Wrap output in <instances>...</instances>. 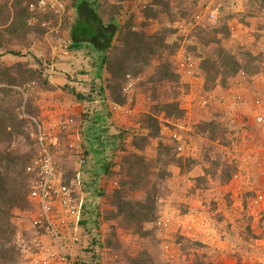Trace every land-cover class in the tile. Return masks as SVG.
<instances>
[{
  "label": "rangeland",
  "instance_id": "obj_1",
  "mask_svg": "<svg viewBox=\"0 0 264 264\" xmlns=\"http://www.w3.org/2000/svg\"><path fill=\"white\" fill-rule=\"evenodd\" d=\"M59 1L64 5V11H41L38 6L39 1L30 5L33 17L30 19V32L24 37L11 34L8 25L0 21V39L3 43L2 48H0V64L11 67L22 63L29 69H38L43 72V75L37 76L34 82L26 83L22 87H14L16 93H13L12 96H6L5 93L0 91V114L2 113L4 116L2 121H6L8 124L16 121L19 125L13 136L0 142V153L10 151L25 154L32 159L34 156L36 158L39 153L36 144L39 127L54 132L60 138V146L55 153L57 177L61 181L70 178L69 184L75 190V197L79 199L81 198L79 195L81 188L79 172L82 166L80 165L79 152L73 151L72 144H76V148L85 144L82 133L78 128L83 126L81 123L86 109L84 104L79 103L76 94L82 90L87 92L88 83L93 80V77L81 69L84 66L81 68L79 65L75 66V70L70 72L71 74L57 69L58 63L56 62L61 60L60 56L64 55V52L69 51V33L76 20V13L71 0ZM100 2L102 6L101 13L106 23L114 16L116 21L123 27L122 29L131 27L134 32H145L146 34L165 31L167 34L166 42L170 46L167 50L161 51L151 58L149 66L139 76V79L134 80L130 76V80L133 79L138 86H134L128 94H125L122 89V94L127 98V103L124 105H119L113 101L109 89L110 78L108 76L110 75L107 72L106 77L104 76L108 93L106 94L107 111L113 115H129L122 127L128 130V138L132 140L136 134L143 133L141 132L140 123L143 117H141L140 122H136L134 119L130 120V115L135 111V107L137 108L138 92L147 96V102L149 101V105L151 104L150 113H157L163 105L179 100L180 106L187 108L185 109L186 121L191 127L190 136L192 135L195 139L196 150L192 153V149H190L191 142H189L188 149L180 154L176 150L175 142L170 137L171 132L176 129L174 125H177L180 121L163 122L160 120L162 124L160 142H163L165 147L162 150L159 149L162 152L158 155V141L151 142L145 152L152 163L151 183L147 190L138 191L132 194V197L137 200H145L147 193H154L158 214H169L174 218V228L168 233L169 240L176 242L182 237L188 244L199 242L204 247V251L199 250L198 253L193 250V253L188 252V256H184L185 259L183 258L184 264H226V261H220L219 257L214 259L219 254L218 251L209 255L213 251L212 247L198 240L203 232L200 225H203L206 221H201L198 224L194 211L184 216V220L179 221L180 227L178 226V217L189 212L185 209L186 207L194 210L205 206L208 217L202 216L201 220H208L210 215L213 214L211 209L217 203L213 200L210 201L211 198L208 195L210 199L207 196L198 195L196 192L194 193L197 196L192 198L190 205L185 203L184 199H187L190 195L187 192H190V188L194 187L189 184L188 180L183 181L182 184L177 182L174 179L173 170H175L179 158H194L198 162L197 165L191 166L185 161V170H190L187 174L191 173L189 176H194L189 178L195 179L203 175L205 169L209 172L210 179L207 188L212 187L211 189L220 187L217 186L220 183L216 184L217 181H212L213 177L211 176L225 178L230 174L232 179L228 184V194L232 191L229 189L230 187L234 188L232 194L239 193L237 200L240 208L234 206V200H230H232V205L236 210L240 209L244 212L241 213L242 218L239 226L235 228L232 224H229V227L226 228L221 226L217 233H221L219 236L223 240L231 237L243 239L245 243L253 242L257 248L250 247V250L253 251L252 254L261 255L260 259L263 261L258 263V259L257 262L252 263L251 260L249 262L250 264H264V242L255 244L258 240L264 239V205L261 211H258V214H251L248 210H243V208L245 209V203H248V199L251 198L249 190L264 189V127L256 121L258 115H264V0H237L234 4L229 0H101ZM4 4L5 0H0V6ZM217 5L222 6L223 17L220 22L211 23L216 29L199 31L194 37H189V33L194 28L193 26L188 27L185 32L179 30L182 23L178 22L192 18L197 12L206 11L209 6ZM149 9L152 10V12H149L152 15L151 18L147 17V10ZM2 10L0 8V15ZM131 15L135 16V18H132L134 23L130 21ZM145 16L148 18L146 21ZM218 29L224 34H228V37L222 40L221 45L239 60L247 63L249 62L247 54L250 53L254 56L252 66L257 70L251 69L253 73L241 74L247 78L245 81L259 84V94H252L251 91H249L251 95L244 96L242 92L238 94L237 90L240 83L235 91L228 90L232 86H228L226 89H217L216 86L205 90L204 83L199 82L200 77L195 75L194 78L188 79L183 75L182 69L185 65L190 62L197 65L201 61L199 57L214 54L216 46L213 43L215 33L212 31ZM218 38H221V36ZM115 43L118 42L115 41ZM12 50L16 52V55L6 53ZM166 65H168L171 75L174 71L176 75L182 74L181 81L180 79L176 82H172L167 78L161 79L162 71H160V68ZM56 73L68 75L67 79L69 81L66 85L62 80L59 81L56 78ZM63 75L61 78L66 79ZM151 77H155V80L150 81ZM44 80L49 82V87L45 86ZM242 86L241 84V89L244 90ZM72 89L76 94H72ZM185 91L188 92L185 93ZM239 97H242L243 100H239ZM129 98L132 99V102H129ZM257 100H261V105L256 104ZM30 103L37 108L38 112L33 111L32 114L28 115L25 110ZM115 106H119L121 109H114ZM162 114L164 113L158 114L159 117ZM201 118H208L207 120H212L213 123L217 124L215 133L212 134L213 131L208 127H198L195 130L194 125H192L193 121L197 123L198 119L200 121L204 120ZM131 121L132 123H130ZM76 123L80 124L78 128ZM114 130L122 131L123 129L120 126H114ZM69 132H78V138L75 139L74 136L69 138ZM204 132H210V134L205 137V135H202ZM159 156H161L162 161ZM116 158L120 160L118 157ZM113 169L120 170L121 168L114 166ZM118 178L120 181L121 177ZM202 185L205 186L204 183ZM118 186L117 180L112 187L117 188ZM213 192L212 195L218 191ZM185 194L189 195L186 196ZM19 212L21 211L15 212L17 217L13 220L15 224L19 222L17 225L18 231L14 238L16 262L13 264H21V256L26 248L25 245L30 243L35 236L34 231L28 226L30 224L26 225L25 215L20 217L18 216ZM23 218L24 221H22ZM248 228H250V231H248ZM120 232L124 244L134 246L131 253L138 252L140 246L142 247V243L137 241H134L135 244L134 242L131 243V237L124 236V231ZM158 242L156 234H150L145 240V247L155 257V264H182L181 256H179L181 263L179 258H177V261H167L158 247ZM243 250H236L233 257L242 255L245 258L246 255L247 258V253L250 250H247V248H243ZM75 251L80 252L79 249H75ZM123 251L119 250L115 253L113 251L110 254L107 252L106 259L115 263L118 256L117 259L121 261V264H128ZM174 251L180 254L177 248Z\"/></svg>",
  "mask_w": 264,
  "mask_h": 264
},
{
  "label": "trees",
  "instance_id": "obj_2",
  "mask_svg": "<svg viewBox=\"0 0 264 264\" xmlns=\"http://www.w3.org/2000/svg\"><path fill=\"white\" fill-rule=\"evenodd\" d=\"M38 1L40 0H5V4L0 6L3 9L0 21L8 25V30L11 34L23 37L28 35L31 26L30 19L33 17L30 5ZM100 1L71 0L76 13V20L70 29L68 48L69 51L87 49L86 51H88L91 58L89 59V63L92 70H94V73L101 81L104 69L108 72L110 75L109 89L112 93L113 101L119 105H124L127 103V98L122 94V89L127 85L126 78L132 76L134 80L139 79V76L149 66L151 58L159 52L167 50L170 46L166 42L167 34L165 31L146 34L145 32H134L131 27L122 29L123 27L116 21L114 16L106 23L101 13L102 6ZM147 12V17L151 18L152 15L149 12H152V10L149 9ZM222 14L223 12H221L220 19L223 17ZM132 18H135V16H130L131 23H134ZM148 18L145 16V21ZM220 19L218 22H220ZM178 23L191 27L194 24V16ZM207 29L216 28L211 23L205 21L204 26H195L189 33V37H194L197 32ZM212 32L215 33L213 41L216 45L215 52L211 56L205 55L204 57H199L201 61L196 65L195 71L197 77L204 79L205 90L215 88L216 86L226 89L229 86L231 78L241 73H253L251 69L257 70V68L252 66V60L255 59L252 54H247L249 62L243 63L221 45L222 40L226 39L228 34H224L220 29L213 30ZM219 36L221 38H218ZM115 41L118 43L116 44ZM2 45L3 43L0 39V48H2ZM6 53L8 55H16V52L13 50ZM160 71H162L161 79L167 78L172 82H176L179 79L181 81L183 78L182 74L176 75L175 71L171 75L168 65L162 66ZM42 75V70L29 69L22 63L11 67L0 64V91L5 93L6 96H12L13 93H16L14 87H22L26 83L34 82L37 76ZM152 80H155V77H151L150 81ZM101 81L93 79V83H89V88L85 89L87 92L82 90L76 94L72 89V94L78 95L79 103L84 104L86 109L81 123L83 126L82 128L81 126L78 128L82 133L85 144L84 146L82 145L80 150L73 148L74 152H79L80 161L83 160L84 162L80 171H85L88 176V180L86 179L82 182L84 184L82 189L86 193V199L82 203L81 223L83 224L81 225L87 229V234L91 237V241H88L89 247H86L84 251V254L87 255V263L84 264H91V261L103 264L104 248L108 250L109 254L113 251L115 253V251L124 250L123 253L125 254V258H127L128 264H155V257L145 247V240L150 234H156L159 241L158 247L161 251V243L163 239L168 238L169 232L160 231L156 225L159 214L155 194L147 193L145 200L134 199L132 194L141 190H147L151 183L150 177L153 175L152 163L145 154L151 142L154 140L158 141V155L162 152L159 149L162 150L165 147L163 142H160L162 124L158 114L164 113L166 118H172L173 121H180V124H184L185 122L186 124V110L180 107L179 100H177L171 104L163 105L162 109L157 113L151 112L143 115L140 122L141 132L143 133L136 134L131 142L128 143L129 132L127 129L122 130L117 135L110 134L111 124L108 122L106 92L104 87H102ZM43 82L46 87L50 86L47 80ZM135 86H138V84L136 83ZM26 111L28 115L32 114L33 111L38 112L32 103L27 105L25 113ZM180 115L181 117H179ZM3 119L4 116L1 113L0 142L13 136V133L19 128L16 121L8 124L6 121H2ZM201 119L204 120L200 121L198 119V122L193 121V124L191 121L195 130L198 127H208L213 131L212 134L215 133L217 124L213 123L212 120H207L208 118ZM209 134L210 132H204L202 135L206 137ZM57 139L58 143L56 146H48L55 162V153L60 146V138L58 136ZM36 144L40 151L37 138ZM117 152L119 153L118 155H116ZM116 157L120 160H117ZM34 158L32 159L25 154L10 151L0 153V264H13L16 262L14 238L18 231V226L13 222L14 218L17 217V215L15 216V212L21 211L20 213L28 214L35 210V206L29 200L34 176L27 172L28 164H32L37 156ZM159 159L162 161L161 156H159ZM170 161L173 162L172 160ZM185 161L191 166L198 164L194 158H179L176 167L183 174L190 171L185 170ZM114 166H119L121 169L112 170ZM102 175H108L113 179H117L119 186L110 189L108 192H101L100 190L102 189L99 186V189L95 190L97 188V181ZM119 176L121 177L120 181ZM211 177H213L212 181H217L216 184L220 183L219 185L223 186L228 185L232 179L230 174L225 178L215 177L214 175ZM69 179L62 181V183L70 186ZM193 181L194 190L203 191L208 189V181H210L209 172L204 169V174L198 176ZM251 193L249 192V195L252 198L253 193ZM103 196H106L109 204V208L104 214L99 210L100 203L98 201ZM244 207L245 209L243 208V210H248L249 205L247 202ZM102 216L105 222L114 223L112 224V234L105 239L103 233H101ZM120 231L125 232L124 236L131 237V243L134 241L142 243V247L140 246L138 252L131 253L134 246L132 244H124ZM248 231H250V228H248ZM176 243L181 244L179 252L182 260L186 258L184 256H188V252L193 253V248L204 251V247L199 242L188 244L182 237L179 238V241L176 240ZM212 254L213 252H210L209 255ZM117 258L115 263L121 264V261Z\"/></svg>",
  "mask_w": 264,
  "mask_h": 264
},
{
  "label": "built area",
  "instance_id": "obj_3",
  "mask_svg": "<svg viewBox=\"0 0 264 264\" xmlns=\"http://www.w3.org/2000/svg\"><path fill=\"white\" fill-rule=\"evenodd\" d=\"M236 3L237 0H229ZM41 11H64V5L59 0H40L38 3ZM221 5L209 6L206 11L197 12L194 15L195 26H204L205 21L216 23L221 16ZM188 27L180 24L179 30L186 31ZM183 75L188 79L194 78L196 65L192 62L183 67ZM128 82L123 89L125 94L132 91L135 81L127 77ZM132 102V99H128ZM239 100H243L239 97ZM257 105H261V100L256 101ZM114 109H121L115 106ZM185 110V109H184ZM257 123L264 127V115L256 117ZM72 123V121H71ZM246 126V124H245ZM176 128L171 132V139L176 144V150L183 154L190 142L191 127L189 124L174 125ZM37 141L40 145V153L37 158L27 168V172L34 176V182L30 192L29 199L36 205L31 217V229L34 231V238L27 243L21 256V264H84L87 263V255L84 254L89 243L82 240V237L73 227L80 226L82 213V201L79 202L75 197V190L71 186L64 185L57 177V164L51 155L48 146H56L58 143L57 136L52 131L43 130L39 127L37 132ZM76 148V144H72ZM76 149H79L77 147ZM84 164L83 160L80 165ZM253 193V197L248 200V211L258 214L264 205V189L257 188L249 190ZM34 205V206H35ZM160 231L168 233L174 227V218L169 214H159L156 222ZM182 243V241H180ZM181 244H177L169 238L163 239L161 243V251L167 261L180 258V254L174 251L180 248ZM79 246L80 252L74 253L75 248ZM198 253L199 249H192ZM92 260V258H91ZM91 264H99L91 261ZM185 261L182 260V264Z\"/></svg>",
  "mask_w": 264,
  "mask_h": 264
},
{
  "label": "crops",
  "instance_id": "obj_4",
  "mask_svg": "<svg viewBox=\"0 0 264 264\" xmlns=\"http://www.w3.org/2000/svg\"><path fill=\"white\" fill-rule=\"evenodd\" d=\"M69 43H70V41H69ZM86 50L87 49L80 50V51L64 52V55L60 56L61 60H59V62H56V63H58L57 69L59 71L62 70V71H65L66 73L67 72L70 73V72L75 70V66L79 65L80 68L82 66H84L81 69L84 72L86 71L88 74H91V76L93 77L92 79H94V80L97 79V81L100 82L101 80H99V77L96 76V74L94 73V70H92V67L90 66L89 59H91V58H90V55L88 54V51H86ZM56 74H57L56 78L59 81L62 80L63 83H65L64 85H66L67 82L69 81L67 79L68 75L66 76L64 74L66 79H62L61 78L63 75L62 73H56ZM106 75H107V71L104 69V71L102 73L103 79H102L101 83L103 84L102 87H104L106 94H108L107 90H106L105 83H104V76L106 77ZM88 76H90V75H88ZM108 78H110V76H108ZM245 79H247V78L243 77L242 74H240L234 78H231L229 86L230 87L232 86V87L229 88L228 90L229 91L237 90V87L239 86L238 84L240 83V86H239L240 89L238 88V90H237V92H239L238 94H241V92L244 96L249 95V94L251 95V93L252 94H254V93L259 94V92H260V88L258 87L259 84L258 83H249V82L245 81ZM105 80H106V78H105ZM199 82L204 83V79L200 77ZM245 82H247V83H245ZM90 83H93L92 80ZM241 84L243 85L242 87H244V90L241 89ZM88 86H89V83H88ZM221 88L222 87L217 86V89H221ZM80 89H82V88H80ZM249 91H251V93ZM147 100H148L147 96L138 92L137 108L135 107V111L133 112V114L130 115V120L134 119L136 122H140V119H141V117H143V115L150 113L149 111H150V105L151 104L149 105L150 102L149 101L147 102ZM180 107L182 109H187V108H183L182 105ZM108 117H109L108 122H110L111 128H113V129H110V134L117 135L121 132V130H119V131L114 130V126L115 127L120 126V128L123 130L126 129L122 126L125 123V121L127 120V118L129 117V115H125V114L113 115L110 112H108ZM160 120L163 122L172 121V119L165 118L164 114L160 115ZM130 123H132V121ZM125 125H128V124H125ZM172 125H174V124H172ZM79 126H80V124H77L76 127L78 128ZM125 127H127V126H125ZM77 135H78V132H75V133L69 132V138H72L74 136V138L76 139V138H78ZM190 137H191L190 138V142H191L190 143V149H192V153H193L196 150L195 143H194L195 139H193L194 137L192 135ZM130 141L131 140L129 139L127 142L130 143ZM81 147H82V145H81ZM118 154L119 153L117 152L116 155H118ZM112 170H115V169H113V167H112ZM173 173H174L173 174L174 179L177 182L182 184L183 181L188 180L189 184L191 186L193 185V187H194V181H193L194 179L189 178V177H194V176H189L191 173L183 174V173H181V171L178 167H175V170H173ZM79 179H80L79 182H80V186H81L80 192H79V195L81 198H79V202L80 201L83 202L86 199V197H85L86 193L82 189V187L84 185L82 182H84L86 179L88 180L87 173L85 171L81 170L79 172ZM115 181H117V179H113V178L109 177L108 175H102L100 177V179H98V181H97V184H96L97 188L95 190L99 189L98 188V186H99L102 189V190H100L101 192H106V191L108 192V191H110V189H114L112 186L114 185ZM217 186H220V187L215 188V189H211L212 188L211 187V188H208V189L203 190V191L198 190V189L194 190V188H190L191 189L190 192H187L190 195L185 194L186 196L189 195V197L187 199H184L186 201L185 203H187L188 205H190V202H192L191 201L192 198H196V196H197L196 193L198 195L200 194L201 196H204V197L208 195L211 198L210 199L207 196L210 199V201H212V200L215 201L217 204L214 205V207L211 209L213 211V214L210 215V217H209L210 219H208V220L202 219L201 220L202 216L208 217V211L206 210L205 206L203 208L198 207L194 210L186 207L185 209L189 210V212H187L185 214H181L178 217V226H179V221L184 220V218H185L184 216H187V215L193 213V211H194L196 219L198 220V222H197L198 224H200L201 221L202 222L206 221L205 223H203V225L202 224L200 225V227L202 226L201 228H202L203 232H202L201 238H198V240L201 241L202 243H204L205 245L212 247L213 253H216L218 251L219 254L217 256H215L214 259L219 257L220 261L224 260V261H226V264H243V263L250 264L249 260H251V262L253 263V262H257L258 259H259L258 263L260 261H263L260 259L261 255L252 254L253 251L250 250V247H253V248L255 247L253 242H249V243L246 242L245 243L243 239L231 238V237L229 239L223 240L219 236L221 233L220 232L217 233V231L219 230V228H221V226L224 228L229 227V224H232L233 228H235L236 226H239L241 224L240 220L242 218V215H241L242 210H240V209L236 210L234 208V206L240 208V205H239L238 200H237L239 193L232 194L234 188L230 187L229 189L232 190L230 193L231 195H230V194H228V191H229L228 185H224V186L223 185H217ZM84 187H86V186H84ZM213 191H216V192L218 191V192L215 193L214 195H212L211 193H214ZM221 191H225V192H221ZM194 192H196V193H194ZM225 198H227V200H225ZM230 199L235 201L234 206L232 205V200H230ZM98 201L100 203L99 204L100 205L99 210L102 214H104L106 212V210L108 209V201L106 199V196L99 198ZM236 203H237V205H236ZM201 204H202V202H201ZM35 207H36V205H35ZM216 209H218V210H216ZM203 212H205V213H203ZM32 214H33V212L30 214H27V213L24 214V213L19 212L18 216L23 217L25 215V217L27 219L26 225H28V224L31 225ZM80 220H82V217ZM22 221H24V218ZM16 223L18 225L19 222H16ZM79 224H80V226L72 228V232L75 229V231L81 235L83 241H85L86 243L88 242V240L91 241V237H89V235L87 234L88 233L87 229L85 228V226L83 228V226L81 225L83 223H81V221H80ZM112 224H114V223H112ZM112 224L105 222L103 219V216H102V218H101V233H103L104 239L107 238L108 236H110V234H112V231H113L112 230ZM30 225H28V226L31 229L32 226H30ZM182 232H183V229H182ZM258 242L263 243L264 239L261 241L258 240L257 242H255V244L256 243L260 244ZM243 248H247V250H250V252L247 253V258H246V255H245V258L242 255H237L236 257H233L236 250L244 251ZM256 248L257 247H255V249ZM75 249H79V251H80L79 246H77ZM107 252H108V250L104 248V250H103L104 263L103 264H116V263H114V261H109L108 259H106L107 258V256H106ZM74 253H79V252L75 251ZM175 261H177V259H175ZM180 261L181 260L179 258V262ZM243 261H246V262H243Z\"/></svg>",
  "mask_w": 264,
  "mask_h": 264
},
{
  "label": "clouds",
  "instance_id": "obj_5",
  "mask_svg": "<svg viewBox=\"0 0 264 264\" xmlns=\"http://www.w3.org/2000/svg\"><path fill=\"white\" fill-rule=\"evenodd\" d=\"M127 141H128V139H127ZM81 149V146L79 147V150ZM32 203V202H31ZM33 205H35L34 203H32Z\"/></svg>",
  "mask_w": 264,
  "mask_h": 264
}]
</instances>
